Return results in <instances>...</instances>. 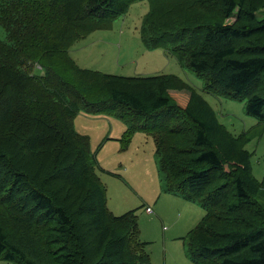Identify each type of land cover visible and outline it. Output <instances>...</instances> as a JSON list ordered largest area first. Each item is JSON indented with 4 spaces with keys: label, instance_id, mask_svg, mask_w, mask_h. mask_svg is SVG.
<instances>
[{
    "label": "trees",
    "instance_id": "16d2710c",
    "mask_svg": "<svg viewBox=\"0 0 264 264\" xmlns=\"http://www.w3.org/2000/svg\"><path fill=\"white\" fill-rule=\"evenodd\" d=\"M138 1L0 0V260L150 263L137 210H108L97 175L103 169L89 138L74 129L83 112L116 115L126 138L142 132L156 143L160 195L204 210L183 238L193 264H264V209L254 201L264 177H253L243 136L232 135L177 76L105 74L69 55ZM193 1L207 13L191 22L189 0H152L143 45L156 50L152 36L164 32L173 45L163 51L195 72L206 92L241 96L246 114L263 121L264 92L244 93L264 83V18L256 16L264 0Z\"/></svg>",
    "mask_w": 264,
    "mask_h": 264
},
{
    "label": "rangeland",
    "instance_id": "374dc122",
    "mask_svg": "<svg viewBox=\"0 0 264 264\" xmlns=\"http://www.w3.org/2000/svg\"><path fill=\"white\" fill-rule=\"evenodd\" d=\"M151 1L141 0L130 4L123 16L113 20L109 29L93 31L75 42L69 50L70 57L80 68L116 76H177L202 94L218 121L232 135L243 136L244 150L250 155L252 175L260 183L264 177V120L246 114V99H241V96L206 92L204 82L195 72L180 65L173 54L163 51L164 46L173 45L163 35L164 32L157 30V36H152L156 50L145 48L140 29ZM189 1L192 6L189 21L202 19L207 11L200 5L196 8L195 1ZM256 16L258 20L263 19L264 9ZM235 20L234 15L227 22L233 23ZM262 92L264 83L255 82L244 96H261ZM123 121L116 115L94 116L83 112L74 119L75 131L89 138L90 151L96 153V159L103 169L102 172L97 171V175L106 190L107 207L115 216L137 210L140 241L145 243L144 253L149 257V264H193L186 255L188 249L183 238L204 216V210L179 196L162 194L166 196L160 198L159 214L148 215L144 211L146 206L153 208L154 205L144 203L142 195L153 202L160 194L156 143L142 132H132L126 138L127 127ZM122 141H127L126 145ZM254 201L264 209V192L261 191ZM190 249L192 252L196 250L192 240ZM0 264L12 263L0 260Z\"/></svg>",
    "mask_w": 264,
    "mask_h": 264
},
{
    "label": "crops",
    "instance_id": "0c3cea01",
    "mask_svg": "<svg viewBox=\"0 0 264 264\" xmlns=\"http://www.w3.org/2000/svg\"><path fill=\"white\" fill-rule=\"evenodd\" d=\"M82 135V134H81ZM99 163V166H100V168H102L101 167V165H100V162H98ZM163 196H166V195H163ZM162 195H160L159 194V196L153 201V202H150L149 200H148V198L145 196V195H142V197H143V202L144 203H149V204H153L154 206H153V208L152 207H150V206H146L145 208H150L151 210H152V214H159V210H160V205H158L159 204V202H160V198L161 197H163ZM108 206V205H107ZM108 209H109V207H108ZM109 211L111 212V210L109 209ZM144 211H145V209H144ZM112 213V212H111ZM124 214V213H123ZM152 214H150V215H152ZM114 215V214H113ZM122 215V214H121ZM200 221V220H199ZM195 228V227H194ZM193 228V229H194ZM189 233V232H188ZM174 240H177V239H174Z\"/></svg>",
    "mask_w": 264,
    "mask_h": 264
},
{
    "label": "built area",
    "instance_id": "2783aa9c",
    "mask_svg": "<svg viewBox=\"0 0 264 264\" xmlns=\"http://www.w3.org/2000/svg\"><path fill=\"white\" fill-rule=\"evenodd\" d=\"M151 212V210L150 209H146V213H150Z\"/></svg>",
    "mask_w": 264,
    "mask_h": 264
},
{
    "label": "clouds",
    "instance_id": "9594fccd",
    "mask_svg": "<svg viewBox=\"0 0 264 264\" xmlns=\"http://www.w3.org/2000/svg\"><path fill=\"white\" fill-rule=\"evenodd\" d=\"M146 209H150V208H145V212H146ZM151 210V209H150ZM152 211V210H151Z\"/></svg>",
    "mask_w": 264,
    "mask_h": 264
},
{
    "label": "bare ground",
    "instance_id": "6f19581e",
    "mask_svg": "<svg viewBox=\"0 0 264 264\" xmlns=\"http://www.w3.org/2000/svg\"><path fill=\"white\" fill-rule=\"evenodd\" d=\"M207 166V165H206ZM202 168V167H201ZM204 171V170H203Z\"/></svg>",
    "mask_w": 264,
    "mask_h": 264
}]
</instances>
